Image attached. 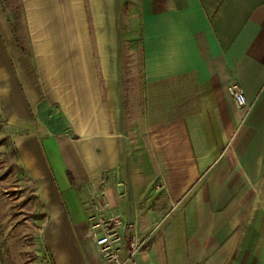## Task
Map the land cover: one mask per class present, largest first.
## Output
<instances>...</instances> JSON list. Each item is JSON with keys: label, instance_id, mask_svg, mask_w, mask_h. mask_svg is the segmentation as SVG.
Wrapping results in <instances>:
<instances>
[{"label": "crops", "instance_id": "crops-1", "mask_svg": "<svg viewBox=\"0 0 264 264\" xmlns=\"http://www.w3.org/2000/svg\"><path fill=\"white\" fill-rule=\"evenodd\" d=\"M18 5L29 51L0 1V109L37 123L13 141L53 263L109 264L89 216L113 213L123 256L128 237L144 240L127 264H264V0ZM135 8L138 87L163 116L137 134L120 37ZM232 77L248 106L228 92Z\"/></svg>", "mask_w": 264, "mask_h": 264}, {"label": "rangeland", "instance_id": "rangeland-1", "mask_svg": "<svg viewBox=\"0 0 264 264\" xmlns=\"http://www.w3.org/2000/svg\"><path fill=\"white\" fill-rule=\"evenodd\" d=\"M8 19L12 21L16 42L28 52V39L22 22L18 0H0ZM132 4V3H131ZM134 8V7H133ZM137 9L122 14L120 24L122 73L126 84V105L130 112V131L138 133L146 125L161 121L156 117L146 91L139 89L142 82L141 56L139 54V24ZM130 22L128 21L129 19ZM129 85L130 88H129ZM168 113H164L166 115ZM164 120V119H163ZM6 121L7 123H5ZM37 123L24 120H7L0 109V243L3 244L5 264H51L43 250L45 246L41 225L44 219L41 202L36 195L24 167L15 153L13 137L18 132L36 129ZM21 134V133H20ZM17 136V134H16ZM50 161L56 178L59 169L54 160ZM89 192V190H87Z\"/></svg>", "mask_w": 264, "mask_h": 264}, {"label": "built area", "instance_id": "built-area-1", "mask_svg": "<svg viewBox=\"0 0 264 264\" xmlns=\"http://www.w3.org/2000/svg\"><path fill=\"white\" fill-rule=\"evenodd\" d=\"M227 90L236 105L248 106L244 91L236 78L232 77L229 79ZM103 176H105V172ZM90 203L95 209H99L102 208L103 205H106L107 201L103 194H99L92 197ZM89 219L92 220V227L100 229L99 233L94 236L95 243L103 258L109 264H127V262L134 257L138 248L143 244V239L136 237L134 234L131 235L125 241L127 253L123 256V238L120 233L122 220L120 216L113 213L108 216L100 213H92Z\"/></svg>", "mask_w": 264, "mask_h": 264}, {"label": "trees", "instance_id": "trees-1", "mask_svg": "<svg viewBox=\"0 0 264 264\" xmlns=\"http://www.w3.org/2000/svg\"><path fill=\"white\" fill-rule=\"evenodd\" d=\"M18 41V40H17ZM19 43V42H18ZM5 123H7L6 121H4ZM23 134V133H26L25 131H22V132H18V133H15L14 135H16V134ZM15 153L17 154V151H16V149H15ZM43 214V213H42ZM43 250L45 251V253L48 255V257H49V260H50V263L51 264H54L53 263V261H52V258H51V255H50V253H49V250H48V247L45 245L44 247H43ZM3 244L2 243H0V256H1V258H2V261L4 262V264L6 263L5 262V258H4V255H3Z\"/></svg>", "mask_w": 264, "mask_h": 264}]
</instances>
